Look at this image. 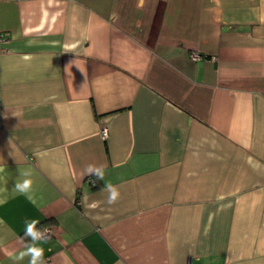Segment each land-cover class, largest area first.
I'll return each instance as SVG.
<instances>
[{"label":"crops","instance_id":"1","mask_svg":"<svg viewBox=\"0 0 264 264\" xmlns=\"http://www.w3.org/2000/svg\"><path fill=\"white\" fill-rule=\"evenodd\" d=\"M0 168V264H264V0H0Z\"/></svg>","mask_w":264,"mask_h":264},{"label":"clouds","instance_id":"2","mask_svg":"<svg viewBox=\"0 0 264 264\" xmlns=\"http://www.w3.org/2000/svg\"><path fill=\"white\" fill-rule=\"evenodd\" d=\"M24 59H28V57H24ZM0 172H3V168H0ZM85 173L87 175L94 174L97 179H104V170L102 166H94L89 165L85 169ZM22 176L26 177L23 180H17L15 182L14 188L12 189L13 193L24 195L27 199L33 204H37V200L33 194V181L30 178V173L24 172L21 173ZM106 190L108 192L107 204L112 205L116 203L118 200L120 193L119 190L108 183L105 185ZM6 203L5 199H0V204ZM85 207L87 208H96L98 206V202H93L91 204L87 203V197L84 198ZM26 230L24 231V237L28 238L30 243H27L25 246V250L19 254L18 259L23 260L25 256L29 257V264H45L44 254H45V245L47 241L51 238V235H48V229L46 228H37V225L40 223L39 220L33 219L31 221H26Z\"/></svg>","mask_w":264,"mask_h":264},{"label":"built area","instance_id":"3","mask_svg":"<svg viewBox=\"0 0 264 264\" xmlns=\"http://www.w3.org/2000/svg\"><path fill=\"white\" fill-rule=\"evenodd\" d=\"M189 56L193 60H196L197 58L201 57V55L198 52H196V51H192ZM100 136H101L102 139H105L108 136V131H107L105 126H102L100 128ZM46 229H48V228H46ZM48 230L49 231H48L47 234L50 235V229H48ZM185 264H193L191 258H188L186 260Z\"/></svg>","mask_w":264,"mask_h":264}]
</instances>
